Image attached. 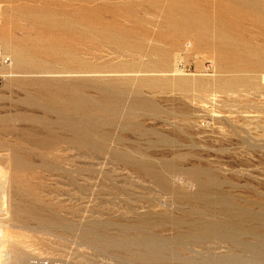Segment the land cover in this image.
Wrapping results in <instances>:
<instances>
[{
  "label": "rangeland",
  "instance_id": "obj_1",
  "mask_svg": "<svg viewBox=\"0 0 264 264\" xmlns=\"http://www.w3.org/2000/svg\"><path fill=\"white\" fill-rule=\"evenodd\" d=\"M0 48V263L264 264V0H0Z\"/></svg>",
  "mask_w": 264,
  "mask_h": 264
},
{
  "label": "built area",
  "instance_id": "obj_2",
  "mask_svg": "<svg viewBox=\"0 0 264 264\" xmlns=\"http://www.w3.org/2000/svg\"><path fill=\"white\" fill-rule=\"evenodd\" d=\"M12 67V59L8 53L0 48V85L9 75Z\"/></svg>",
  "mask_w": 264,
  "mask_h": 264
},
{
  "label": "bare ground",
  "instance_id": "obj_3",
  "mask_svg": "<svg viewBox=\"0 0 264 264\" xmlns=\"http://www.w3.org/2000/svg\"><path fill=\"white\" fill-rule=\"evenodd\" d=\"M2 40H4V39H2ZM1 40V41H2ZM7 41V40H6ZM6 43V42H5ZM2 44V43H1ZM9 45V44H8ZM11 48H12V46H11ZM10 51H11V49H10ZM9 51V52H10ZM19 51H20V49H19ZM22 52V51H21ZM18 54H20V53H18ZM23 54V53H22ZM15 56H17V54H15ZM24 57V56H23ZM27 58V57H26ZM15 60V59H14ZM15 63H16V60H15ZM12 64H13V62H12ZM20 65H21V63H19ZM175 71L177 72V69H175ZM12 75V73L9 71V75L8 76H11ZM2 196V195H1ZM5 196V195H4ZM2 198V197H1ZM3 201V200H2ZM3 202H1V204H2ZM3 205H4V203H3ZM2 208V207H1ZM0 208V209H1ZM4 212V211H3ZM2 213V212H1ZM1 220V219H0ZM2 221V220H1ZM3 229H4V227H3ZM1 227H0V246L2 245L3 246V244L4 243H6L5 242V238H4V230H3ZM2 251V250H1ZM0 264H2V263H0ZM3 264H4V262H3Z\"/></svg>",
  "mask_w": 264,
  "mask_h": 264
},
{
  "label": "crops",
  "instance_id": "obj_4",
  "mask_svg": "<svg viewBox=\"0 0 264 264\" xmlns=\"http://www.w3.org/2000/svg\"><path fill=\"white\" fill-rule=\"evenodd\" d=\"M10 72L12 73V67H11V69H10ZM12 76H14V74L12 73V75L11 76H8V78L9 77H12ZM7 79V78H6Z\"/></svg>",
  "mask_w": 264,
  "mask_h": 264
}]
</instances>
